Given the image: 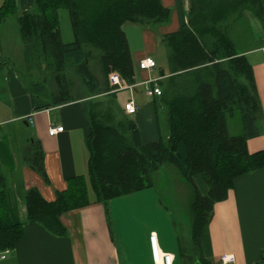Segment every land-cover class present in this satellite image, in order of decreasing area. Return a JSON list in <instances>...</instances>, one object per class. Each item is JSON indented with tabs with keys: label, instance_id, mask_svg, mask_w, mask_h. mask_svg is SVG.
<instances>
[{
	"label": "trees",
	"instance_id": "16d2710c",
	"mask_svg": "<svg viewBox=\"0 0 264 264\" xmlns=\"http://www.w3.org/2000/svg\"><path fill=\"white\" fill-rule=\"evenodd\" d=\"M35 12L17 15L27 84L34 110L82 100L89 153L87 178L76 176L52 201L36 189L25 196L27 219L64 235L61 215L95 201L109 200L153 186V173L173 165L189 184L191 240L196 259L184 264H213L200 252V236L215 202L227 197L234 179L264 167V149L249 152L247 139L258 131L261 104L253 68L237 52L229 27L248 12L264 27V0H188L187 20L162 36L169 75L158 82L166 108L168 136L142 143L135 119L115 100L111 72L135 81L124 25L165 24L171 9L161 0H33ZM66 9L73 40L64 42L59 10ZM16 12L3 0L0 22ZM238 111L244 131L231 134L227 117ZM38 160L36 158L35 162ZM207 185L202 194L193 177ZM5 179L0 175V252L15 247L23 224L9 214ZM184 255V252H180Z\"/></svg>",
	"mask_w": 264,
	"mask_h": 264
},
{
	"label": "crops",
	"instance_id": "0c3cea01",
	"mask_svg": "<svg viewBox=\"0 0 264 264\" xmlns=\"http://www.w3.org/2000/svg\"><path fill=\"white\" fill-rule=\"evenodd\" d=\"M32 2L15 0L21 11ZM161 2L171 9L167 23L124 25L135 64V81L131 90L116 91L115 100L121 107L128 99L136 103V113L129 116L135 119L142 143L159 139L158 112L166 110L161 96L145 93V87L156 85L161 89L158 82L169 75L168 61L157 58L163 50L167 54L161 38L187 20L188 0ZM8 18L0 25L6 26ZM4 29H0V175L5 179L10 217L23 224L24 234L13 249L0 252V264H161V260L153 259L152 233L157 248L173 255L171 264L194 261L197 251L193 243V254L187 255L175 227L163 225L160 205L112 203L151 187L105 204L95 201L88 189L89 204L61 215L64 235H56L27 219L24 196L29 189L38 190L45 200L52 201L57 191L66 189L69 180L76 176L87 178L88 127L82 100L33 109L27 84L21 77L23 72L11 60V43L16 46V37L9 39ZM236 50L245 54L252 65L261 104L257 134L247 139L248 151L256 152L264 149V44ZM144 57H152L155 67L139 69L137 63ZM51 126H62L63 130L50 135ZM193 180L204 194L207 185L203 178L195 175ZM200 247L201 254L213 264H221L223 253L234 255L233 264H264V167L237 176L227 197L214 203L200 236Z\"/></svg>",
	"mask_w": 264,
	"mask_h": 264
},
{
	"label": "rangeland",
	"instance_id": "374dc122",
	"mask_svg": "<svg viewBox=\"0 0 264 264\" xmlns=\"http://www.w3.org/2000/svg\"><path fill=\"white\" fill-rule=\"evenodd\" d=\"M21 10V7L17 5L16 12L8 18L6 26H3V23L0 25V29L2 31L5 27L4 30L7 32V37L9 39L14 40L16 37V46L13 42L11 43V60L15 64L17 70L24 72L25 63L23 59L22 41L20 35H17V15L20 14ZM26 10L35 12L34 2H32L31 6L27 7ZM59 27L62 40L64 42L72 41L74 37L66 9L59 10ZM230 37L239 49L256 45L259 46L260 44H264V42H262L264 38V27L261 21L255 16L245 12L242 18L231 25ZM157 58H159L158 60L167 63L166 51L163 50ZM157 119L159 138L165 139L168 136L166 110L159 111ZM227 124L228 130L231 134H239L244 131L243 122L238 111H234L232 115L227 117ZM153 183L154 184L150 189L135 193L121 202L120 200L115 199L112 203H124L129 205L144 204L147 206L160 205L162 209L163 225L167 223L168 226L175 227L177 235L181 240L182 248L188 251H186L187 255L191 254L194 249L190 250L192 240L190 236L191 216L189 211V201L192 197V191L189 184L184 178H182L178 170L168 163L161 165L159 169L153 173ZM164 228L165 227L163 226V229Z\"/></svg>",
	"mask_w": 264,
	"mask_h": 264
},
{
	"label": "built area",
	"instance_id": "2783aa9c",
	"mask_svg": "<svg viewBox=\"0 0 264 264\" xmlns=\"http://www.w3.org/2000/svg\"><path fill=\"white\" fill-rule=\"evenodd\" d=\"M264 55V53H263ZM156 62L152 57H144L140 59L137 63V67L139 69H152L155 67ZM109 84L112 85V91H119V90H131V88L134 86L133 84L127 83L119 74L116 72H111L108 76ZM145 93L147 95H157L159 96L161 94V89L154 85L152 87H145ZM137 105L132 99H128L123 104V109L126 114L132 115L135 114L137 111ZM31 121V120H30ZM63 130L62 126H51L49 128V134L55 135L56 133ZM150 241H151V247H152V255L153 259L157 262L158 260H161V264H171L173 260V255H170L169 253H163L161 252L155 242V235L152 233L150 235ZM219 262L221 264H233L235 262V257L233 254L229 253H223L220 256Z\"/></svg>",
	"mask_w": 264,
	"mask_h": 264
}]
</instances>
